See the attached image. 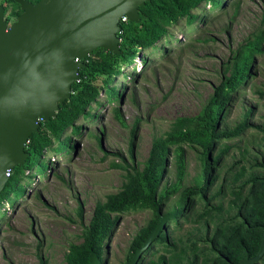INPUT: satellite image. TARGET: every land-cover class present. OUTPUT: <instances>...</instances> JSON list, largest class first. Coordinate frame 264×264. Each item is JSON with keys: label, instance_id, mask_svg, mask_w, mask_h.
Wrapping results in <instances>:
<instances>
[{"label": "trees", "instance_id": "16d2710c", "mask_svg": "<svg viewBox=\"0 0 264 264\" xmlns=\"http://www.w3.org/2000/svg\"><path fill=\"white\" fill-rule=\"evenodd\" d=\"M222 1L150 0L139 8V21L126 19L121 23L119 53L100 47L82 59L85 66L78 70L79 79L72 85L71 97L60 105L56 116L39 121V130L31 135L26 147L29 155L9 171L6 186L0 193V208L21 196L36 173L49 170L47 154L75 149L72 135L67 131L70 128L74 134L84 133L83 126L75 123L93 114V104L102 105V94L110 99L122 96L115 80L125 74V65L135 64L142 50L157 47L163 39L169 40L170 28L181 20H185L187 28L197 27L200 20L205 21L207 5L216 8ZM5 2L12 5V15L21 12L16 11L19 5L14 0ZM262 53L264 24L234 51L231 61L224 65L221 82L202 109L195 115L178 116L170 129L153 138L141 168L138 164H113L125 169V181L119 191L107 195L104 201H97L89 224L83 228L82 242L71 243L65 253L67 264H88L92 250L102 259L105 257L103 240L111 226L116 225L119 215L151 210L155 214L153 219L137 233L128 250L127 259H131L159 223L158 207L161 211L174 196L177 198L165 211L178 213L172 221L178 231L183 232L176 231L175 241L172 239L169 243L170 248L174 246L173 264H179L184 258L187 264H241L259 253L264 238V153L253 149L250 154V146L264 147V143L257 142L256 138L245 140L248 128L264 132V124L251 126V107L245 109L242 120L235 126L220 127L219 124L227 121L230 106L253 77L256 57ZM258 93L264 95L263 90ZM250 134L256 136L254 132ZM235 138L239 141H227ZM242 142L246 144L242 146ZM236 148L241 157L224 163L226 156ZM188 150L195 151L200 168L192 177V184L185 185ZM131 151L133 154V145ZM171 160L176 167L175 179L163 181ZM196 201L201 208L196 207ZM78 214L82 217V208ZM185 222L191 223L188 232L182 230ZM258 264H264V256Z\"/></svg>", "mask_w": 264, "mask_h": 264}, {"label": "rangeland", "instance_id": "374dc122", "mask_svg": "<svg viewBox=\"0 0 264 264\" xmlns=\"http://www.w3.org/2000/svg\"><path fill=\"white\" fill-rule=\"evenodd\" d=\"M206 11L205 21L200 20L197 27L187 28L181 20L170 28L169 40L142 50L135 64L125 65V74L115 80L122 96L110 99L102 94V105L93 104V114L75 123L83 126L84 133L67 131L75 149L47 154L48 175L36 173L21 196L0 208V264H41V259L47 264H67L65 253L71 243L82 242L83 228L89 224L97 201L119 191L125 181V169L113 164H138L141 168L153 138L170 129L178 116L195 115L202 109L221 82L224 65L234 51L264 24V0H223L216 8L207 5ZM252 73L220 127L235 126L250 107L251 126L264 124V95L258 93L264 91V53L256 57ZM247 131L245 142L256 138L264 143V132ZM227 141L234 143L239 138ZM261 150L264 153V147L250 146V154ZM240 157L236 148L224 163ZM168 167L163 181L175 179L173 160ZM199 168L195 151L188 150L185 185L192 184ZM176 198H170L160 212L167 213ZM196 207L201 208L197 201ZM151 212L119 215L103 240L106 264L127 263L131 241Z\"/></svg>", "mask_w": 264, "mask_h": 264}, {"label": "water", "instance_id": "95a60500", "mask_svg": "<svg viewBox=\"0 0 264 264\" xmlns=\"http://www.w3.org/2000/svg\"><path fill=\"white\" fill-rule=\"evenodd\" d=\"M14 1L23 12L10 26L0 5V193L9 171L29 155L39 121L56 116L71 97L82 59L100 47L119 53L121 23L139 21V8L150 0ZM176 213L161 215L126 264H138ZM263 256L264 238L259 253L241 264H258ZM88 264L106 263L92 250Z\"/></svg>", "mask_w": 264, "mask_h": 264}, {"label": "flooded vegetation", "instance_id": "af4514ba", "mask_svg": "<svg viewBox=\"0 0 264 264\" xmlns=\"http://www.w3.org/2000/svg\"><path fill=\"white\" fill-rule=\"evenodd\" d=\"M32 3H36V2H33L32 0H28ZM17 3V2H16ZM19 5V8H16V11L17 10H21V12L18 14V15H12L11 13V8H12V5H9L5 2V0H0V5H4V14H3V18L4 20H7V22L9 23L8 26H10L17 18L18 16L23 12L22 9H21V6L19 3H17ZM17 7V6H16ZM175 213V212H174ZM149 217L147 218V221L144 223V225H142L137 233H140L142 230H144V228L146 226H148L151 222V220L153 219L154 217V213L151 212L149 213ZM165 214H172V213H165ZM165 214H162L161 212H159V219L161 220V215H165ZM178 213H176L177 215ZM175 215V216H176ZM174 216V217H175ZM120 218V217H119ZM118 218V219H119ZM117 219V220H118ZM173 217L169 218L167 220V223H166V227L164 229L161 230V233L160 235L162 236H158L156 238V240L151 244V247L141 256L138 264H151L152 262H154V264H173V261H174V258L172 256L173 254V250H174V246H173V249L169 247V243H171L172 239L174 237H176V231L180 230V229H177L175 224L173 221H172ZM160 222V221H159ZM117 224V221L116 223ZM157 226V225H156ZM155 226V227H156ZM115 227V226H114ZM154 227V228H155ZM190 227H191V223L190 222H185L184 226H183V229L184 232H188V230H190ZM153 230V229H152ZM152 232V231H151ZM150 232V233H151ZM180 233H182L183 231H178ZM137 233L135 234V236L137 235ZM163 235H165V237L163 238ZM135 236L133 237V239L135 238ZM149 236V235H148ZM147 236V237H148ZM146 237V238H147ZM161 237V238H159ZM133 239L131 241V244L128 248V250L131 248V245H132V242H133ZM173 241H175V239H173ZM144 242V240H143ZM139 248V247H138ZM179 249L181 248V243L179 244ZM169 249V250H168ZM171 257V258H170ZM171 259V260H170ZM128 261V259H127ZM104 262L106 263L107 262V259L106 257H104ZM179 264H187V260L186 258L184 259H181L180 260V263Z\"/></svg>", "mask_w": 264, "mask_h": 264}]
</instances>
